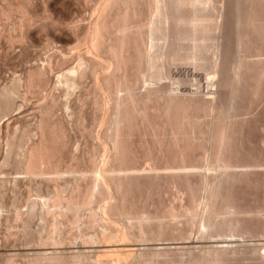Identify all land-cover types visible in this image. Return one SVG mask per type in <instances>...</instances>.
Wrapping results in <instances>:
<instances>
[{
    "label": "bare ground",
    "instance_id": "obj_1",
    "mask_svg": "<svg viewBox=\"0 0 264 264\" xmlns=\"http://www.w3.org/2000/svg\"><path fill=\"white\" fill-rule=\"evenodd\" d=\"M80 1H84V3L88 5L94 3L96 5L98 2V6L95 7V5H89L91 8L94 7L95 9L90 8L93 10L94 14L92 16L90 15L91 20L88 24L84 25L81 21H72L64 24L65 29H67L71 35L72 42L75 43L71 48L73 51L71 52L72 54H67V50L65 51L64 49L61 51L58 50L60 52H56L57 50L53 52L56 48L55 47L52 51L53 53L46 57L44 64L29 70L23 79L25 85L24 88L28 94H39L43 88L47 87L51 83L50 76L57 74L56 82L51 85V87L53 86V91L49 95H46L44 102H42L38 107L37 113L39 114V121L36 125V133L39 135L38 140L35 141V143H32L27 150L25 149L26 151H23L22 153L20 152L21 154H19L18 152L21 149H18V151L15 152L14 149L16 147L14 148V142L12 143V140L10 141L7 139L5 143L6 145L4 144L6 146V152L4 154L5 156L3 161L8 164L12 161L13 156H15L16 159L20 156L21 158L17 161L19 170L26 174L30 179V185L34 184L36 185L34 187H38L37 189L40 190L42 186H39L42 184V181L55 182V180H59L62 176L66 174L69 175L73 172L70 170V166V169L67 167V169L60 168V155L62 154L63 149H66L65 146L67 143L64 130L65 128L60 123V125L56 122L52 123V120L55 117L54 115L56 114V110L60 106H62L61 108H64L68 114L70 113V115L75 111L65 101V104L61 103V105L58 100V95L55 92L61 91L64 96L72 97L74 93L83 88V82L88 75L93 78L95 77V86L92 90L94 94L92 106H95V108L102 112V117L99 119L102 129L100 134L97 136L98 138H96V141H98L99 146L103 148L106 145L102 142L104 141L107 143L109 145L108 147H110V152L109 154L105 152L108 155L102 158V162L99 159L100 165L94 164L95 166L92 168V175L90 174V177L84 178L85 175L83 176V179L80 177L82 181H80L81 179H78L80 182L77 181V183L69 189L68 193L57 190L58 188L54 190L55 201L53 208L55 207L57 209L52 210H56L58 215H53L56 219H54V221L51 220V231L49 230V234L51 233V235L46 234L47 236H44L45 238H43L39 233L34 234L31 231L33 235L31 233L32 236L30 237L32 242L38 243L37 245L39 246L41 245L44 248L51 246V250L42 252L34 251L31 254L34 258L32 261H29V264H233L235 262H241L242 264H264V205L256 210H245V208H242L238 205V203H236L234 197L235 195L233 194V188L237 185L236 181L239 180V178L242 179L241 177L248 178V176L251 177L252 175H261L260 173L264 175V164L256 162V164L251 165H238L234 162L235 159L233 161V158L235 157L234 155L236 154L234 145L235 132L233 128L235 123L233 124L231 121L232 119L230 120L233 114L230 116V114L228 115L226 111L225 113L222 112V114L224 113V116H220V118L215 121H211L208 125L209 128L202 130L203 128L200 129L198 126L200 119L198 120V118L195 117L186 118L188 116L183 117V115L180 117L172 113L175 109H172L171 111L173 101L172 97L177 94L179 95L185 93V83L182 78L184 74L188 73H185V71L189 69V72H193V76H189L194 78V82H192L195 85L197 79L196 76H198L197 72L201 71L202 69L200 70V68L203 67L201 65L202 57L199 56L202 54L201 49L203 47L201 43V39L203 38L202 35L204 33V28L202 29V21L204 20L203 14L207 15L206 17H208V19H211L214 23H216V34L212 35V39L214 40L212 41L215 42L216 48H213V52L210 50L211 53L207 54V57L205 56L208 61L204 62L205 64L208 63V65L215 68L217 72L221 70V57L223 54L220 55L219 50L221 49L220 47H222L223 43L231 38L233 41L232 43H236L237 46L239 45L238 47H246L247 38L249 37V28L254 25L255 21H258V24L260 21H263V18L255 14V10H253L251 5L248 4L251 0H187L186 5L184 3L185 7L183 9L187 7V10H190V17L188 16L190 21L185 16L187 18L186 20H188V22L185 23V26L187 27L185 29L186 33L189 34V39L188 37L187 39L185 37L186 40H183L184 43L181 39H179L180 36L178 37V34L181 31L177 33V28H180L178 27L179 22L177 16L182 17L181 15L183 14L180 13V16L177 15V12H179L177 10H180L178 7L181 5V0H103L101 3H99L100 0ZM33 5L34 0H21L16 6L11 3V0H0V23L2 20L11 19L13 13H19L21 15L18 23L15 26L13 25L14 28H12L10 33H7V37L12 44L20 43L23 45L25 42L31 40V31L33 28L37 27V22L38 28L41 27L44 28V30L51 29L53 27L55 28V26L57 27L58 21L48 13L50 10L48 11L47 9H44L46 14L44 17H40V15L38 16L33 12ZM157 10H159V12H156ZM187 10L185 9L184 11ZM158 16L163 17V24H161L163 25V32L162 35H160L163 41L160 43L157 42L160 37L158 36L159 28L153 27L155 24L159 25ZM227 20L231 22L229 26L232 25V31L231 28H229L231 31L229 36L228 33L225 32L226 29L224 30L225 26H223L224 22L226 25L228 22ZM35 25L36 27H34ZM255 27L256 26H254V28ZM14 31L17 32L15 33L16 35H14ZM226 38L227 40L225 41ZM206 40L208 41L209 39ZM202 41L204 43L206 42L204 40ZM54 43V39H48L46 42V50L47 48L52 50L51 47L54 46ZM231 46H233V44ZM209 47L211 48V46ZM248 49L250 51V48ZM183 51H185V54L182 53ZM221 51L222 50H220V52ZM136 53L140 55L141 62H144V59L150 60L152 57H155L154 59H160L162 57V59L165 58L166 60H171L174 65V67H172L175 69L176 77H173V74L172 76H168L169 78L167 77L168 80H165L166 83L163 85V89L164 86H166L167 91H161L162 96H160L161 98L166 97L164 98V100H166L164 102V107H162L163 112L160 117L162 116L164 118L161 123V125L164 126L161 127H167L166 129H170L168 133L165 132L166 129L164 131L162 129V132L160 131V124L158 125L157 123H154L148 115V107L146 108L147 104L145 103L146 106L142 105L145 99H143L140 95V85L142 83L140 80L141 72L139 69L141 68H138V65H136L139 71L137 72L134 67L136 62ZM165 59L164 61L162 60L164 64ZM71 61H77V65L69 68V63ZM137 62L140 63L139 61ZM166 65L170 66L171 64L169 65L167 62ZM239 65L241 66V64ZM211 70L209 71L210 74H212ZM135 71L137 75L135 74ZM223 71H220V73L216 75V81L220 82L219 80H223L226 76V74L224 76L226 70L224 73ZM203 72L205 71L203 70ZM210 74L209 76L208 74H204L202 78L205 83L204 86L207 88V94L209 93L211 95L214 93L212 89L213 87L211 86L213 83L211 82L212 77H210ZM145 75L147 76V73ZM160 76L162 77V75ZM244 77L245 76H243V78ZM240 78V74L227 78V82H229V90L226 97L225 110H229L230 112L227 111L229 113H231V110H234V107L237 106L235 104L239 95L238 88L241 80ZM153 81L157 84V78H154ZM224 81H226V79H224ZM144 82L145 80L143 83ZM189 82H191V79ZM218 82L216 83L218 84ZM21 83L23 84V82ZM21 83L14 81L11 85L9 84L10 86L0 88L2 89L0 90V129L2 126L6 129H9L11 126L10 123H1L3 118L11 114V112H14V109L17 106V98L19 101V90L21 91L22 89V86L20 85ZM162 83L164 84V82ZM159 85L160 84H158V86ZM150 86H152V84ZM218 87L219 86H217V88ZM172 89L174 94H171ZM193 94L195 95V92ZM178 97L181 96L179 95ZM179 99L181 100V98ZM197 99L199 100V98ZM80 102L81 99L79 100V103ZM178 102L179 100L177 103ZM184 102L185 100L182 103ZM80 104L81 106H84L82 105V102ZM174 104L176 103L174 102L173 105ZM156 106L154 105L155 110ZM135 120L138 121L137 124H139L140 127H143L142 136L145 139L149 135L152 136L153 141H155L158 145L160 153L163 152V147L166 145L169 147L171 144L173 147H176L178 149V153H180V155H178V157L180 156V163L178 162L176 165H170V163L168 164L169 161L167 162V160H169L168 158L163 164L158 163L159 161L152 160L154 163H150L151 166H148L149 168L145 169H142L143 167L141 168V165L130 164V156H132L131 158H134L132 155L133 152H135L133 147L138 146H132L133 143L130 139L134 133V130L132 131L134 128L133 123L137 122ZM185 130H187L191 137L198 141V145H201L200 147H203L204 149V162L200 166L187 165L184 161L186 145H182V142L185 140L183 138ZM132 139H134V137ZM0 145V148L2 149V144ZM181 146H184V148H181ZM108 147L106 146L105 148L107 149ZM196 150H198V148ZM163 155L164 153L162 156ZM151 157L153 156L151 155ZM162 159H165V157ZM135 160L136 157L133 161ZM200 160L202 159H199V161ZM194 177H201L204 179L203 181H205L204 184L206 191L205 196H202L201 194V196H198L199 193L197 192L198 194L196 195L194 192V189H197L196 183L192 182ZM18 178L13 179L16 180V183L15 181H12L17 187V184L20 183V178ZM24 179L22 180L24 181ZM163 179L167 181L171 180L174 185H177V181L179 182V180H185L186 186L183 188L184 190L182 189V191H184L183 193L189 199L187 206L182 205L183 210L181 209L182 211L178 212V210L176 211L174 205L160 203V205L164 204L166 206H160L161 209H157V207H155V210H149L148 207V210L143 209V211L140 210L142 212L138 211L137 204L140 202V197L136 198L134 192L143 186L144 190H146V194H144L146 195L147 200H149L153 195V190H155L153 189V186L157 185V187H159L158 182ZM6 181H0V186L1 184H5ZM6 185L8 184L3 185V187ZM15 186H13L14 189ZM48 188L49 187L46 189ZM31 189L35 190V188ZM62 189L64 188L62 187ZM158 189L160 190V188ZM1 190H4V188L2 189L1 187ZM140 190L142 191V188ZM31 195L32 193L29 191V199L31 198ZM96 197H99V199L102 197L109 200V202L101 208L100 214L95 211V206L93 205L94 198L97 199ZM184 198H182V200ZM151 205L154 207V202ZM145 206H148V203H145ZM156 206L159 207V203ZM139 207L141 208V206ZM83 208H86L90 212V217L88 221L85 222L86 224H81V219L79 220V212ZM52 210L51 208H47V213H55ZM70 212H72V220L70 221H72V225L76 228V231H74L76 233L72 234L70 237L67 235H65L67 237H64L61 234L62 231L60 232L59 229L60 223L62 224L59 217L65 216ZM239 215H246L247 217L250 215V219L253 220L254 218L255 223L250 224L248 223L249 221L247 222L245 219L243 220L239 218ZM28 221H30V219ZM63 222H65V220H63ZM68 222L69 221H67V224ZM69 223L71 224V222ZM25 225L29 226L28 222H24L23 226ZM73 226L71 229H73ZM27 228L29 230V227ZM27 228L25 227L24 229ZM43 230H45V228H43ZM84 230L88 232L85 233ZM25 233L26 232L23 234ZM25 236L27 237V235ZM29 236L30 234H28V237ZM246 239L257 240V242L252 246H250V244L246 245L245 242V244L243 243ZM67 241L68 244H66ZM140 244H144L146 247L141 248L143 245L140 246ZM63 245L66 247L64 248ZM63 248L64 250H60ZM39 249L42 248L40 247ZM5 264H14V261L10 258Z\"/></svg>",
    "mask_w": 264,
    "mask_h": 264
},
{
    "label": "rangeland",
    "instance_id": "obj_2",
    "mask_svg": "<svg viewBox=\"0 0 264 264\" xmlns=\"http://www.w3.org/2000/svg\"><path fill=\"white\" fill-rule=\"evenodd\" d=\"M15 1L11 0V3L14 6L19 4L21 0H19V1L15 0ZM102 1L103 0H100L99 3H101ZM204 1H206V0H204ZM186 2H187V0H185V1L181 0L182 6L179 5L178 9H180V10H177V11H179V12H177V15L180 16V13L184 14V15L183 14L181 15L182 17L177 16L178 22H179L178 27H180V28H177V33H179L180 31L182 32V33L180 32L178 34V37L180 36L179 39H181L182 41L186 40L187 37L189 39V34L186 33L185 28H187V27L185 26L186 25L185 23L188 22V20L190 19V18H188V16L190 17V14H189L190 10H187L188 9L187 7L185 8L187 11H184L185 9H183L186 5ZM255 2H256V4H255ZM184 3H185V5H184ZM251 3L253 4V6ZM248 4H250L252 9L255 10L254 11V12H256L255 14H257L261 18H263L262 19L263 21H260L259 24H258V21H255L254 25H252L249 28V35H248L249 37L247 38V45H246L247 48L246 47H243V48L238 47L239 45L237 46L236 43H235L236 45L234 43H232L233 41L229 37L228 38L230 40H227V38H226L225 41L226 40L227 41L225 43H223V45H222V47L224 49L222 47H220L221 48L220 50H222L223 53H222V51L220 52V50L217 48L219 50L220 55L223 54L221 57L222 62H221V70L220 71L222 72L223 70L224 71L226 70L225 73L223 71L224 76H225V74H226V76L223 78V80L222 79L219 80L220 82L216 81V78H217L216 75L218 73H220V71L216 72V69L211 67V65H208V63L205 64V62L208 61V59L206 58L207 54H210L211 51L212 52L214 51L213 48L214 49L216 48L215 42H213L214 40L212 39V35L216 34V29H215L216 23H214L213 20L208 19V17H206L207 15L203 14V17H204L203 19L205 20V21L204 20L202 21V24H203L202 29L204 28L203 29L204 33L203 32L202 33L204 36L202 35L203 38L201 37L202 38L201 43H202L203 47L201 49L202 54L200 53L201 55H199V56L202 57V61L203 62L205 61V62L203 64V62L201 61V65L203 67L201 66L202 68H200V70L201 69L202 70L197 72L198 76H196L197 79H196L195 85L193 83L194 78L191 77V76H193V72L192 71L189 72V69H187L185 71V73H187V72L188 73L184 74L182 76V78H183L184 83H185L184 91L186 94L185 93L179 94L181 97H178L179 96L178 94H177L178 96L172 95L173 101H172V106H171V111H172V109H175L172 111V113L174 115H178L180 117H182V115H183V117L188 116L186 118H194L195 117V118H198V120L200 119L198 122V126L200 129L203 128L202 130H206L207 128H209L208 125L210 124L211 121H215L216 119L220 118V116L221 117L224 116L223 114L225 113V111H226V113H228V115L230 114V116L233 114L232 117L230 118V120L232 119L231 120L232 123L233 124L235 123L234 124L235 126L233 125L234 126L233 128H234V132H235L234 133V138H235V140H234L235 144L234 145H235L236 154L234 155L235 157L233 158V161L235 159L234 162L238 165H245V164L251 165V164H256V162H258L259 164H264V149H263L264 148V35H263L264 34L263 33L264 32V26H263L264 23H261V22H264V15H263L264 14V0H260V3H259V0H251V2H249ZM89 5L84 3V1H80V0L79 1H76V0H34V5L32 7L33 12L35 14H37L38 16L40 15V17H44V15L46 14L45 10L46 9L48 11L50 10L48 13L58 21V25H57V27L55 26V28L54 27L51 28L52 30L51 29L44 30V28H41V27L38 28V22H37V27L35 25L34 27H36V28H33L31 31V38L32 39L29 40L28 42H25V44H23V45L20 43L12 44L9 41V38L7 37L8 36L7 33L8 32L10 33L12 28H14V26L18 23L20 16H21L19 13H13L11 19L9 18L7 20H2L0 23V88H4V86L8 87L14 81L18 82V83L23 82V84L22 83L20 84L22 86V89H21V91L19 90V95H18L19 101L17 98V106L15 107L14 112H11V114H9L5 118H3L2 123H1V124L10 123V125H11L9 128L10 130L4 128L3 126L0 129V131H1L0 132V144H2V149L0 148L1 149V151H0V181L8 180L5 183L8 185L3 187V185H5V184H1V186H0V194H1L0 195V249H1L0 250L1 251L0 252V264H5L6 261H8L10 258L14 261V264H26V263L29 264L30 263L29 261H32V259L34 258V256L31 255L34 251L42 252V251L51 250L50 249L51 246H48L49 248L46 246H45L46 248H44L41 245L39 246V245H37L38 243L32 242V239H30V237L33 235V233L34 234L39 233L40 236L42 235L43 238H45L47 236L46 234L51 235V233L49 234V232L51 231V229H50L51 228V225H50L51 220L54 221V219H56V218H54V216H56V214L58 215L56 210L55 211L52 210V209H57L55 207L53 208V204L55 201V198H54L55 191L54 190L56 188H58L57 190H61V191H64L65 193L66 192L68 193L69 189L72 186H74V184H76L77 181L78 182L82 181L84 175H85L84 178L90 177L92 175V168L95 165H100V161L102 162V158L104 156L108 155L110 152L109 151L110 147H108L109 145L107 143H105L104 141L102 142L103 144H105L108 147L106 149L105 148L106 146L104 148L100 147L99 142L96 141L97 140L96 138H98L97 136L100 134L101 129H102V127L99 123V119H101V117H102V112L99 111L97 108H95V106H92L93 105L92 101L94 98V94H93L92 90L94 89V86H95V77L93 78L92 76L88 75L89 77L87 76L85 78V81L83 82L84 83L83 88L80 89L78 92L74 93V95H72V97L71 96H67V97L64 96V94L61 91L55 92L58 95V100H59L60 104L61 103L65 104V102H66L75 111L73 114L70 115V113L68 114L65 111V109L61 108L62 106H60L56 110V114L54 115L55 117L52 120V123L53 122H56L58 124L60 123L65 128L64 130H65L67 143L65 146L66 149H63L62 154L60 155V162H59L60 168L61 169L62 168L67 169L70 166L71 169L70 168L69 169L72 170L73 172H71L69 175L66 174V175L62 176L59 180H55V182L51 181L52 184H51V182H48V181H44V182L42 181L41 182L42 184L39 186V187L42 186L41 190H40V189H37L38 187H34L36 185H34V184L30 185V183H31L30 179L27 177L26 174H24L21 170H19L18 165H17V161L21 158L20 156H18L17 159L15 156H13L12 161L9 162L8 164L3 161V158L5 156L4 154L6 152V148H5L6 144L5 143H6L7 139H9L10 141L12 140V143L14 142V144H13L14 148L18 147L17 149L16 148L14 149L15 152L18 151V149H21L18 152L19 154H21L23 151H26L31 146L32 143H35V141L38 140L39 135H38V133H36L37 132L36 131V125L39 121V114L37 113L38 107L42 102H44V98L46 97V95H49L53 91V88H52L53 86L51 87V85H53L56 82L57 74L51 75L52 78L50 76L51 83L47 87L43 88L39 94L38 93H35V94L29 93L28 94V92L24 88L25 85H24L23 79L25 78V76L29 70H31L32 68H34L36 66H41L42 64H44L46 57L49 56L51 53L55 52L56 50H57L56 52H60L61 50L64 49L65 51L67 50V52H66L67 54H69V55L72 54L71 52H73V51L71 50V48L74 46L75 43L72 42L71 35L67 31V29H65L64 24L70 23L72 21L73 22L81 21L82 23H84V25L88 24L91 20V16L94 14L93 10H91L94 7L91 8L90 6L95 5V3L91 4L90 6ZM255 5H257V6H255ZM96 6H98V2L96 3L95 7ZM156 12H159V10H157ZM186 13H188V14H186ZM185 16L188 18V20H186L187 18ZM162 18L163 17L158 16V19H159L158 24L159 25L155 24L153 26V27L159 28L160 32L158 31V33H159L158 36L162 35V32H163V30H162L163 25H161V24H163ZM181 18H183V19H181ZM179 19H181V20H179ZM227 21L226 22L228 23V25H227V23L225 25V22H224L223 26H225L224 30L226 29L225 32H227L228 36H229L231 34V31H232V25L229 26L231 24V22H229V20H227ZM59 23H60V25H63V26H60ZM213 24H215V25H213ZM180 25H182V26H180ZM254 26H256V27L254 28ZM259 26H261V27H259ZM181 27H182V29H181ZM205 27H206V30H205ZM156 28H154V29H156ZM229 28H231V31ZM182 30H184V31H182ZM15 33H17V32L14 31V35H16ZM185 34H187V35H185ZM53 35H55V36H53ZM182 37H184V38H182ZM185 37H186V39H185ZM159 38L157 41L158 43L163 41L161 36ZM48 39H51V40L54 39L55 40L54 46L51 47L52 50L50 48L49 49L47 48V50H46V42ZM206 39H209V40L207 41ZM159 40H161V41H159ZM202 40H204L206 42L204 43ZM182 41H180V42H182ZM228 42H230V43H228ZM183 43H184V41H183ZM231 43L233 44V46H231L232 45ZM212 44H214V45H212ZM225 45H226V47H225ZM209 46H211V48ZM227 46L230 47L231 50ZM61 47H63V48H61ZM236 47H238V48H236ZM54 48H55V50H54ZM235 48L238 52L235 50ZM248 48H250V51ZM203 49H204V51H203ZM58 50H60V51H58ZM228 50H230V51H228ZM182 53L185 54V51H183ZM235 54H237V55H235ZM138 55L139 54L136 53V56H135L136 62L134 64L135 70L137 72L140 71L141 74L144 71H146L142 75L140 74V80L142 83L140 85V87H141L140 88V95L143 99H145L142 105L146 106L145 103L147 104L146 108L148 107L147 109H148V115H149L150 119L154 123H157L158 125L160 124L159 128H160V131L162 132V129L164 131L167 128V127L166 128L161 127V126H164V125H161V123L163 122L162 120L164 118L162 116L160 117V115H162V112H163L162 107H164V102L166 100V99L164 100V98H166V97L161 98L160 96H162L161 91L162 92H163V90L167 91V87L164 86V89H163V85H165L166 81L168 80V78H169L168 76H172V74H173V77H176L175 69L173 68L174 65L171 62V60L169 61V60H166L165 58H164L165 59V64H164V62H163L164 59H162V57L160 59L159 58L154 59L155 57L154 58L152 57L150 60L144 59V62H141L140 61V55L139 56ZM137 58H138V60H137ZM158 60H159V62H158ZM137 61H139L140 63H138ZM71 62H72V64H71ZM71 62L69 63V66H70L69 68L75 67L77 65V61H71ZM167 62L169 65L170 64L171 65L170 66L166 65ZM239 62H241V63H239ZM152 64H154V65H152ZM239 64H241V66ZM136 65H138L137 66L138 68H141V69H139V71H138V68L136 67ZM142 66H144V67H142ZM150 66H152V67H150ZM223 66H225V67H223ZM170 67H171V69H170ZM164 69H165V71H164ZM203 70L205 72H203ZM210 70H211L212 74H210V72H209ZM136 71H135V74L137 75ZM146 73H147V76L145 75ZM159 73H160V75H162V77L159 75ZM152 74H153V76H152ZM204 74L205 75L208 74V76L210 74V77H212L211 82L213 84H211V86L213 87L212 89H213L214 94H211V95L209 93L207 94V88H206V86H204L205 83H204V80L202 78ZM237 74L238 75L240 74V77H241L240 78L241 80L239 83V88H238V94L239 95L237 97L236 104H235L237 106H235L234 110H231L232 112L229 113L230 112L229 110H225L226 109L225 108L226 107V105H225L226 97H227V93L229 90V82H227L228 81L227 78L235 76ZM189 75H191V76H189ZM242 75L245 77L243 78ZM154 78H157V82H156L157 84L154 83L155 82V81H153ZM12 79H13V81H12ZM190 79H191V82H189ZM224 79H226V81H224ZM242 79H243V81H242ZM144 80H145V82L143 83ZM187 80H188V82H187ZM201 80H203V81H201ZM11 81H12V83L10 84ZM162 82H164V84ZM216 82H218V84ZM222 82H223V84H222ZM151 84H152V86H150ZM158 84H160V85L158 86ZM226 84H228V85H226ZM187 85L190 87H188ZM217 86H219V87L217 88ZM226 86H227V88H226ZM240 86H242V87H240ZM222 87H223V89H222ZM224 87H225V90H227V91L224 90ZM50 89H51V91H50ZM146 89H147V91H146ZM0 90H2V89H0ZM188 90H189V92H188ZM150 91H154V92H150ZM172 91H173V89L171 90V94H174L173 93L174 91L173 92ZM216 91H218L219 93ZM194 92H195V95L193 94ZM196 92L198 93V95ZM200 93H203V94H200ZM190 94H193V95H190ZM225 94H226V96H225ZM205 95H206V97H205ZM214 95H215V97H214ZM175 96H177L178 98ZM23 97H24V99H23ZM65 97H66V99H65ZM218 97H220V98H218ZM179 98H181V100H183V101L185 100V102L182 103L183 101H181ZM197 98H199L200 101ZM207 98H208V100H207ZM70 99H71V101H70ZM80 99H81V102L83 103L82 105H84V106H81V104H80L81 102L79 103ZM186 99L187 100L189 99V100L187 101ZM203 99L205 101V104H204ZM146 100L148 103L146 102ZM178 100H179V102L177 103ZM210 101L212 102V104ZM174 102L176 104L173 105ZM186 102H187V104H186ZM197 103H198V105H197ZM154 105L155 106L157 105L156 110H155ZM179 107H182V108H179ZM187 108H188V110H187ZM214 108H216V109H214ZM219 108H221V109H219ZM193 109H194V111H193ZM212 110H214V111H212ZM80 111H82V112H80ZM175 111H177V112H175ZM180 111H181V113H180ZM227 111H229V112H227ZM219 112H220V114H219ZM222 112H224V113L222 114ZM235 113L237 114V116ZM233 116H236V117H233ZM211 118H214V119H211ZM135 121H137V120H135ZM137 123H138V121L136 123H133L134 128L132 127L133 128L132 131L134 130L133 131L134 133L132 132L133 134H132V137L130 139H131V142L133 143L132 146H135V145H138V146L133 147L135 152H133L132 155L134 158H131L132 156H130V159H131L130 164H132V165L138 164L139 166L141 165L140 166L141 168L143 167L142 169H145V168H149L148 166H151V164L154 163L153 161H159L158 163L163 164L164 161L167 160V158L169 159V160H167V162L169 161L168 164L170 163V165H176L178 162L180 163V161H179L180 156L178 157V155H180V153H178V149L176 147H173V145H171V144H170L171 146L169 145V147H167V145H166L163 147V152L160 153L158 150L159 149L158 145L156 144L155 141H153L152 136L149 135L145 139L142 136L143 127H140L139 124H137ZM135 124L139 127H137ZM236 124H237V126H236ZM215 126H217V125H215ZM215 126H214V128H215ZM169 130L170 129H166L165 132L168 133ZM137 132L138 133L141 132V133L138 134ZM7 134H8V136H7ZM189 135L190 134L188 133V131L185 130L183 133V138L185 140H183L184 142H182V145L183 144H184V146L186 145V147H185L186 148V152H185L186 156L184 153V161L187 165L200 166L204 162V159H203V153H204L203 150L204 149H203V147L202 148L200 147L201 145H198L199 143L197 140H195L193 137H191V135L189 137ZM6 137H9V138H6ZM133 137H134V139H132ZM187 138H190V139H187ZM139 143H142V144H139ZM190 144H192V145H190ZM17 145H20V146H17ZM96 146H98V147H96ZM184 146L183 147L181 146V148H184ZM0 147H1V145H0ZM150 147H152V148H150ZM170 148H171V151H170ZM197 148H198V150H196ZM167 149H168V151H167ZM94 150H95V153H94ZM136 151L138 154L136 153ZM140 151H142V152H140ZM105 152H107L108 154H106ZM163 153H164V155L162 156ZM95 154H96V156H95ZM151 155L153 157H151ZM135 157H136V160L133 161V159H135ZM163 157H165V159H162ZM62 158H63V160H62ZM185 158H187V159H185ZM99 159H100V161H99ZM199 159H202L203 161L202 160L199 161ZM90 160H92V161H90ZM175 160H176V162H175ZM172 161H174L175 164ZM260 174L261 175H252L251 176L252 178L250 176H248V178L247 177H241L242 179L239 178L240 181L237 180L238 181V182L236 181L237 185L235 184L236 186H234V188H233V194L235 195L234 197H235L236 203H238V205L241 206L242 208H245V210H248V211L254 210V209L256 210L257 208H260L261 206L263 207V205H264V200H263L264 199V175H262V173H260ZM24 177H25V179H24ZM80 177H82V179ZM15 178L16 179L18 178L20 181V183L17 184L18 187L15 186L16 184L14 185V183L12 182V181H15V183H16V180H13ZM21 178L24 179V181ZM245 178L247 179V181ZM78 179L79 180L81 179V180L79 181ZM249 179H250V181H249ZM9 180L11 181V183ZM203 180L204 179L201 177H194L192 179V182L196 183L197 189L194 186V188H195L194 192L196 193V195L199 193L198 196H201V195L205 196L206 195L205 184H204L205 181H203ZM164 181H166V182H164ZM180 181H181V183H180ZM252 181H253V183H252ZM144 182H147V181H144ZM160 182H158L159 187H157V185L153 186V189H155V190H153V195L151 197L152 200L151 199L147 200V197L145 195L146 190H144L143 186L141 188H142V191H145V192H142L140 190L141 188L137 189L140 192H138L137 190L134 192L136 198L140 197V202H138L139 204H137L138 211H140V210L143 211V209L148 210V207H149V210H153V209L155 210L156 209L155 207H157V209H161L160 206L163 207L166 205H174L176 211L178 210V212H180L183 210L182 205L187 206L189 199L183 193L184 191H182V189L186 186L185 180H179V182L177 181L178 186L174 185L171 182V180L167 181V180L163 179ZM163 182H164V184H163ZM13 186H15V189ZM1 187H2V189L4 188V190H1ZM29 187H30V189H29ZM47 187H49V188L46 189ZM62 187L64 189H62ZM6 188H7V190H6ZM31 188H35L36 191L34 189H31ZM158 188H160L161 191ZM162 188H164V189H162ZM29 191H31V193H32V195H31L32 199L28 198V192ZM5 192H6V195H5ZM154 195H156V196H154ZM96 198L98 200L94 198V201L95 200L96 201L95 202L93 201V205L95 206V211L98 214H100L101 208L105 204H107L109 202V200L104 199L102 197H100L101 200L99 199V197H96ZM182 198H184V199L182 200ZM27 199H29V200H27ZM144 200H146V201H144ZM155 200L158 202H156ZM147 201H149V202H147ZM153 202H154V207H152V205H151ZM145 203H148V206H145ZM158 203H159V207L156 206V205H158ZM160 203L161 204L164 203L166 205H164V204L160 205ZM182 203H184V204H182ZM139 206H141V208ZM47 208H51V210L54 211L55 213L48 214ZM150 208H152V209H150ZM142 211H140V212H142ZM71 213L72 212H70L69 214H66L65 216L59 217L60 220L62 221V224L60 223V225H59L61 228L59 227V229H60V232L62 231L61 234L64 237H67V236L70 237V236H72V234L76 233V232H74V231H76V228L72 225V221H70V220H72V218H71L72 214ZM89 213H90L89 210H87L86 208L81 209V211L79 212V220L81 219L80 220L81 224L82 223L86 224L85 222L88 221V219L90 217ZM46 214H47V216L49 215L48 218H47ZM249 216L250 215H248V217ZM238 217L243 219V220L245 219V221H247V222L249 221L248 223H250V224L255 223V219L253 217H251V218H253V220L250 219V217L248 218L246 215H242V216L239 215ZM57 218H58V216H57ZM27 219L28 220L30 219V221L32 223L30 221H28ZM63 220H65V222H63ZM53 221H52V223H53ZM67 221L71 222V224L69 222L67 224ZM22 222L23 223L28 222L29 226H26V225L23 226ZM46 222H47V224H46ZM103 225H104V223H103ZM72 226H73V229H75V230L71 229ZM25 227L26 228L29 227L30 231L28 230V228L24 229ZM43 228H45V230H43ZM18 232H19V234H18ZM20 232H21V235H20ZM22 232L23 233L26 232V233L23 234ZM84 232L87 233L88 231L84 230ZM27 233L30 234L29 237H28ZM31 233H32V235H31ZM25 235H27V237ZM65 235H67V236H65ZM244 242L246 243V245L250 244V246H252L254 243L257 242V240L246 239V241H243V243ZM66 244H68V241ZM72 246H74V245H72ZM140 246H142L141 248L146 247V245H144V244H140ZM40 247L42 249H39ZM63 247L65 248L66 246L63 245ZM64 248L60 249V250H64ZM2 252H4V253H2ZM237 263L240 264L241 262H235L233 264H237ZM253 264H258V263H253Z\"/></svg>",
    "mask_w": 264,
    "mask_h": 264
}]
</instances>
